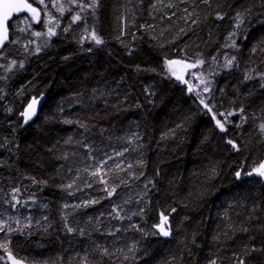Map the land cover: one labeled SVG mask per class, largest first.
<instances>
[{"label": "trees", "instance_id": "1", "mask_svg": "<svg viewBox=\"0 0 264 264\" xmlns=\"http://www.w3.org/2000/svg\"><path fill=\"white\" fill-rule=\"evenodd\" d=\"M48 2L57 35L26 52L24 14L0 51L11 253L27 264H264V178L246 175L264 162V0H99L95 15L60 0L65 16ZM167 60H203L210 90L189 94L165 76ZM13 200L32 206L31 220L23 204L11 213ZM161 212L166 238L154 232Z\"/></svg>", "mask_w": 264, "mask_h": 264}, {"label": "snow or ice", "instance_id": "2", "mask_svg": "<svg viewBox=\"0 0 264 264\" xmlns=\"http://www.w3.org/2000/svg\"><path fill=\"white\" fill-rule=\"evenodd\" d=\"M34 3L38 5H43V11L45 15L47 16V24H46L47 32L45 33V35L48 36L49 38L57 35L55 28L59 27V21H55V27L48 26V25L53 24L54 18L52 17L51 13L48 12L47 5L45 4V0H31V2L30 0H0V48H3L5 46V43L9 41V21L12 20L13 16H17L20 13L27 12L28 14H30V18L32 21L37 22V23L40 22L42 9L40 7H34L33 6ZM69 3L72 5L78 6L80 8V12H84L87 9L91 8L93 10V15H95V10L99 6V0H89L88 3H83L82 0H69ZM52 7L56 8V10L61 13V15H63V13L65 12V8L63 4L60 3V0H53ZM80 12H78L77 14L71 17V24H76L77 22H80L84 19V17L80 14ZM218 18H222V17H219L218 15ZM236 20L238 21L237 27H239L240 25H243L244 23L243 14L237 13ZM27 21H28V17H25L24 22L27 23ZM71 24L67 28H64L63 31L65 32L69 31L71 28ZM24 30L25 29H21V31H24ZM85 31H87V29H85ZM32 34L37 37L41 35L40 32H33ZM231 35H235V33ZM90 36H91V39L95 42V44L100 45L103 43V40L97 36L95 30H93L90 33ZM11 42L15 43L16 41H11ZM232 46L233 47L236 46L235 41L232 42ZM36 51L39 52L40 49L37 48ZM234 59L235 58L233 57L232 59L228 60L225 67H230L232 65V60ZM11 63L15 64L16 62L12 61ZM203 63H204L203 60H198L192 64L185 63L182 60H167L165 62L167 70L171 72L173 76H175L176 80L181 81L185 84H187L188 82L184 79V76L182 74H177L173 66L180 65L182 66L184 71H187V69L197 67L198 65L203 64ZM20 67L21 68L23 67L22 62L20 64ZM209 90L210 89L208 87H205L204 89L205 92H208ZM189 91H192L191 86H189ZM36 103H37L36 99H33L32 102L28 104L27 109L23 113H21V115L24 118L25 124L28 123V121L32 119L33 115H35ZM200 103L204 105L205 109H207L208 112H212V109L209 107L208 104L204 103V100H201ZM240 111H243V110L241 109ZM233 114L234 113L229 112L227 115L231 116ZM219 115L225 116L224 113H220ZM211 118L215 121L216 126L221 131L226 130L224 123H222L220 119H217V116L215 113L212 114ZM261 129L264 130V124L261 125ZM227 142L230 145H232L234 149H237V145L232 140H228ZM235 175L237 178H239L241 176V172L237 171ZM246 175L248 176L256 175V176L264 178V162H260L250 172H247ZM113 191L115 190L113 189ZM112 194H113L112 192H108L109 196H111ZM172 211H175V209H172ZM167 220H168V217L165 216L163 212H161L160 224L155 226L159 229L160 233L163 234L164 236H168L170 234L169 231L165 230V227H164V225L167 223ZM3 230H4L3 224L0 223V231H3ZM68 230L72 231V229L70 228ZM245 231H247V229H245ZM0 248H3L5 252L8 253V257L9 259L13 261V264H21L20 261L16 260L15 257L12 256V253L9 250L7 243H0ZM252 251H257V249H252ZM0 259H2V257H0ZM210 264H216V261L212 260L210 261ZM240 264H244V261L242 259L240 260Z\"/></svg>", "mask_w": 264, "mask_h": 264}, {"label": "rangeland", "instance_id": "3", "mask_svg": "<svg viewBox=\"0 0 264 264\" xmlns=\"http://www.w3.org/2000/svg\"><path fill=\"white\" fill-rule=\"evenodd\" d=\"M31 1V0H30ZM61 3V2H60ZM45 4L47 5V10L48 12L51 13L52 17L54 18V22L52 25H48V26H52V27H55V21H58L59 18H55L53 12H52V9L50 8L49 6V2L48 0H45ZM34 7H40L42 9L41 11V19H40V22L37 23V22H34L30 19H28L27 23L24 22V19L20 22L21 25V29H25L24 31H22L23 33V36L25 35L27 37V40L29 41L28 43H24L22 46L26 52H33V53H36L38 54L39 52L36 51L37 48H41L42 46H45L47 40L51 39L52 37H55V36H52V37H48L45 35V33L47 32V16L45 15L44 11H43V5H34ZM65 12H68L69 11V7H65ZM65 12L63 13V16H65ZM35 25L36 28H39V31L41 33V35L39 37L37 36H34L32 34V31L30 29L31 25ZM30 25V27H29ZM60 28V23H59V27H56L55 28V31L58 33V30ZM187 63V62H185ZM189 64H192V63H189ZM165 66V70H164V74L165 76L167 77H170V78H173V79H176L175 76H173L171 74V72H169L167 70V67H166V64L164 65ZM202 64L198 65L197 67H194V68H190V69H187V71H184L182 66L180 65H175L173 66V68L176 70L177 74H182L184 76V79L188 82L187 84L179 81L180 83H182L186 89L189 90V86H191V89L192 91H194L196 94H199L200 96L203 95V94H206L207 92L204 91L205 87L206 86V83H203V79L201 77V74L199 73V68H201ZM11 67V66H10ZM10 69V68H8ZM191 91V92H192ZM19 204V201L18 200H13L12 203L9 205L11 207V210L12 212L11 213H14V210H15V207ZM23 203H20L19 205H21ZM23 206L25 207L26 205L23 204ZM29 208L28 210L30 211H26V212H29L28 213V219L31 220L30 215L33 214L32 211V206H26V208ZM8 212L9 210H7L6 214L4 213H1L0 212V223L3 224V228L4 230L3 231H0V243H4L2 241V237L4 239H7L6 237L9 236V234L12 232V230L17 226V219L16 217L14 218V220H10L9 218L11 217L10 215H8ZM4 251V249H2ZM8 256V253L4 254V263L7 264V260H6V257Z\"/></svg>", "mask_w": 264, "mask_h": 264}, {"label": "water", "instance_id": "4", "mask_svg": "<svg viewBox=\"0 0 264 264\" xmlns=\"http://www.w3.org/2000/svg\"><path fill=\"white\" fill-rule=\"evenodd\" d=\"M24 14H26V15H30V14H28L27 12H23V13H20L19 15H17V16H13L12 20H13L15 17H19V16L24 15ZM12 20L9 21V24L12 22ZM9 36H10V30H9ZM7 43H8V42H6L5 45H6ZM0 49H1V48H0ZM188 93L190 94L191 91L188 90ZM36 101H37V103H36V105H35V115L32 116V119L29 120L28 123L33 122V121L37 118V116H38V114H39V112H40V109H41V107L43 106V103H44V99H43V98H42V99H36ZM31 102H32V100H31L29 103H31ZM29 103H28V104H29ZM28 104L26 105L24 111L27 109ZM24 111H23V112H24ZM20 117L23 118L22 115H20ZM23 119H24V118H23ZM28 123H26V124H28ZM158 224H160V222H159ZM158 224H157V225H158ZM164 227H165V230L168 231V229H167V227H168V220H167V223L164 225ZM154 232H155L158 236H160V237H162V238H166V237H167V236H164L163 234H161L160 231H159V229H158L157 227H154ZM12 256L15 257L13 254H12ZM15 259L18 260V261H20L21 264H27L26 262H24L23 260L18 259L17 257H15ZM6 260H7V264H13V261H12L11 259H9L8 256L6 257Z\"/></svg>", "mask_w": 264, "mask_h": 264}, {"label": "flooded vegetation", "instance_id": "5", "mask_svg": "<svg viewBox=\"0 0 264 264\" xmlns=\"http://www.w3.org/2000/svg\"><path fill=\"white\" fill-rule=\"evenodd\" d=\"M12 21H13V20H12ZM11 23H12V22H11ZM11 23H10V24H11ZM10 24H9V29H10ZM10 38H11V29H10V36H9V41H8V43L10 42ZM8 43H7L4 47H6V46L8 45ZM4 47L1 48L0 51L3 50Z\"/></svg>", "mask_w": 264, "mask_h": 264}]
</instances>
